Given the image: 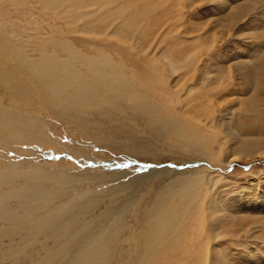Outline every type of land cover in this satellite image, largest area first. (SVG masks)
<instances>
[{"label":"rangeland","instance_id":"1","mask_svg":"<svg viewBox=\"0 0 264 264\" xmlns=\"http://www.w3.org/2000/svg\"><path fill=\"white\" fill-rule=\"evenodd\" d=\"M78 1L82 18L74 16ZM104 1L70 0L66 20L44 0H0V74L18 85L9 97L8 87L0 83V124L20 125L18 116L29 117L52 139L39 141L35 128L34 135L10 129L20 132L18 138L0 131V170L5 158H26L35 162L15 164L18 170L41 164L70 175L117 173L122 183L142 176L140 188L126 191L134 192L136 200L123 214L124 230L112 235L110 257L94 264H264V0ZM65 41L79 55H108L125 67V78L133 72L135 79L130 83L126 78L127 85L139 92L140 106L157 105L171 122L125 108L122 100L112 111L102 110L114 103L108 101L94 104L97 110L85 104L81 111L80 103L62 107L23 70L25 65L18 63L21 70L14 65L11 52L28 53L27 59L44 52L66 59L58 46ZM164 55L184 61V67L172 71ZM188 123L209 143L210 155L194 148ZM175 125L190 141L173 133ZM73 150L87 161L77 159ZM166 165L173 170L151 174ZM26 180L6 182L0 191ZM87 180L84 185L95 186L88 198L108 192L98 197L93 215L122 201L120 193L111 196L103 188L110 182ZM55 183L46 182L49 192ZM159 197L168 209L178 210L183 198L187 203L165 216L160 227L152 222L148 227L150 207ZM181 215L182 225L172 226ZM16 237L13 249L6 236L0 239L7 249H0V264H32L42 256V247ZM19 249L22 253L13 256Z\"/></svg>","mask_w":264,"mask_h":264},{"label":"bare ground","instance_id":"2","mask_svg":"<svg viewBox=\"0 0 264 264\" xmlns=\"http://www.w3.org/2000/svg\"><path fill=\"white\" fill-rule=\"evenodd\" d=\"M44 1L55 10L60 9V13L65 14L67 16L66 20H68V16L70 17L72 11L69 9L71 6L70 0ZM103 2V4L106 3L104 0ZM98 3L99 2H97V4ZM80 4H82V1L81 3L78 1L77 5L75 4L74 7L76 8L74 13L76 17L80 14L78 9L82 8L79 7ZM94 5L92 7H94ZM89 6H91V3ZM114 11H118V9H114ZM108 13L110 14V12ZM81 16L83 15L80 14L79 17ZM100 19L102 21V18ZM101 21L100 23L102 24ZM58 46L63 50L66 59H60L57 54L46 55L45 52L37 59H27L29 56L28 53H23L20 56H15L13 52H11V54L14 59V65L18 66V63L25 65V69L23 68V70H26V72L29 71V76L32 77L33 81L39 83L42 90L60 106L67 108L69 105L80 103L79 108L83 111L80 107L81 105L84 106L86 104V106L90 105L93 107L94 104H99L98 101H103L104 103L108 101L114 103H108L110 107L104 105L102 110L107 111L109 109L112 111L116 100H122L124 101L123 103L127 105H124L125 108L152 115L151 117L156 121L166 119L171 122L170 118H168L163 111L159 110L157 105L146 102L140 106L141 98L138 95L139 92L135 90L134 85L133 87L127 85V80L131 83L135 79L134 73L131 72L132 75L127 76L126 80L123 76L126 70L124 69L125 67L123 68L117 65L108 55H105L103 52H98V57L79 55V51L76 50L69 41L59 43ZM78 55L80 56L81 64L78 63ZM164 56V58L168 59L167 62L169 63L168 65L172 67V71H177L184 67V61L175 63L166 55ZM185 58V55H182V60H185ZM19 68L20 70L22 69V67ZM31 69L34 70L35 74H31ZM3 70L0 69V72ZM205 75L206 72L201 76L199 83H204ZM4 76V74H0V83L2 86L6 84L8 87L6 94L12 97L13 92L11 93L10 91L13 88V91H16L18 85L11 83L9 80L11 78L3 79ZM181 80H183V76H181ZM4 88L6 89L5 86ZM190 88L191 87L188 89ZM125 97L129 99L126 100ZM116 107H118L119 111H122L120 105H116ZM93 110H97V108L93 107ZM98 110H101V108ZM16 120L20 125L4 126L0 124V131L4 133L5 137H20L18 136V134H20L19 131L10 130L16 128L26 129L28 135H34L32 130L35 128L39 129V141L43 142L46 139L52 140L44 128L39 125L40 123L37 124L38 122L35 119L29 117H24L22 119L18 116ZM188 126L192 130V135L196 138L193 143L194 148H197L201 152H208L210 155L209 143L203 139L202 135L194 130L196 127L194 128V126L189 123ZM173 133L180 139L187 140L185 131L178 128L176 125L174 126ZM53 141L65 150V147L62 146L61 143L57 142V140ZM73 152L76 153V156L79 155L77 151L73 150ZM39 154L44 157L46 153L39 151ZM77 159L82 160L79 156H77ZM83 161L86 162L87 160H82V162ZM34 162L35 161H32V159L26 158H17L16 160H7L5 158L1 160V163L5 164V169L0 170V187L6 182H12L17 178L27 180L21 183V185L8 186L6 189L0 191V239L6 236L8 239L7 243L12 249L14 248L12 244L16 242L14 239L15 236H18L16 238L22 239V241L23 239L27 240L28 242L26 241V245H37L42 247V256L37 261L32 262V264H45L48 262H55L57 264H94L96 260L104 263L105 259L110 257L111 251L108 249V246L112 243L113 233L116 231L122 232L124 230V226L122 225L123 214L136 200V194L134 192L129 191L127 193L126 191L130 187L136 190L135 188L139 185L138 181L140 182L142 176L136 178L132 176L130 180L128 179L129 181L127 180L125 183L123 181L122 183L117 173L116 175L106 174L107 176L102 177H96L94 175L79 176L75 174L70 175L66 173L67 171L64 172L56 168L49 170L41 164H34V167L29 166L23 171L18 170L15 165H23L26 163H32L31 165H33ZM166 169L171 171L173 167L169 165L162 166L161 168H157L153 173L151 172V174L157 175L158 171L163 172ZM148 175L149 174H146L147 179L150 177ZM85 179L89 181H99L98 183L103 181L105 183L110 182L105 184L103 188L109 190L111 196L120 193L119 195L123 196V198H121L122 201L118 204L111 203L104 211H100L93 215L92 212L96 209L94 207L98 205L96 203L99 202L98 197H103L108 194V192L105 193V191V194L103 193L102 196L98 193V196H94V198H92L90 194V198H88L86 194L90 193L95 186L87 187L84 185L83 182ZM145 179L146 178H144V180ZM47 181H55L57 183L50 187V189H52L50 190L51 192L48 191V187L46 186ZM72 181L75 185L71 183ZM114 187L120 190H114ZM138 187L140 188V186ZM10 200H15V205L12 206L9 204ZM166 202L164 198L159 197V199L151 205L150 211L152 214L149 216L148 227H150V222H152V226L155 228L160 227L162 222H165L163 220L164 217H168L172 213L178 212L181 208L185 207L187 200L183 198L181 202L178 203V210L168 209L169 206L165 205ZM182 216L183 215L175 218L170 224L177 227L178 225L181 226L182 220L180 219ZM149 230H147L145 236L150 235ZM41 236L43 239L39 238ZM48 241H51L52 244ZM2 244H4V242L0 243V249L6 251L7 249L2 248ZM37 250L38 249H34L33 251L37 252ZM22 251L21 249L17 250L13 256L22 253ZM142 254L143 249L139 258L140 262L142 260Z\"/></svg>","mask_w":264,"mask_h":264}]
</instances>
